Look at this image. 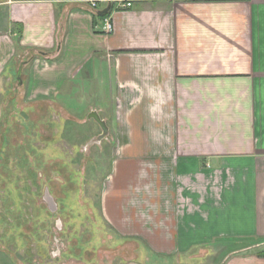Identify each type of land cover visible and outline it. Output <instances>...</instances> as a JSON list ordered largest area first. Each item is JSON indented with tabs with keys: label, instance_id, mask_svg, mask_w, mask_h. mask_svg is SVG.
<instances>
[{
	"label": "crops",
	"instance_id": "0c3cea01",
	"mask_svg": "<svg viewBox=\"0 0 264 264\" xmlns=\"http://www.w3.org/2000/svg\"><path fill=\"white\" fill-rule=\"evenodd\" d=\"M86 1L0 0V87L108 77L121 264H264V0H131L111 34Z\"/></svg>",
	"mask_w": 264,
	"mask_h": 264
},
{
	"label": "rangeland",
	"instance_id": "374dc122",
	"mask_svg": "<svg viewBox=\"0 0 264 264\" xmlns=\"http://www.w3.org/2000/svg\"><path fill=\"white\" fill-rule=\"evenodd\" d=\"M101 82L64 86L52 102L28 100L15 80L0 87V264L128 258L102 213L121 136L110 81ZM92 111L109 126L101 143Z\"/></svg>",
	"mask_w": 264,
	"mask_h": 264
},
{
	"label": "built area",
	"instance_id": "2783aa9c",
	"mask_svg": "<svg viewBox=\"0 0 264 264\" xmlns=\"http://www.w3.org/2000/svg\"><path fill=\"white\" fill-rule=\"evenodd\" d=\"M89 3L92 11H95L99 8L101 4L110 5L113 9H124L128 10L132 8V1L131 0H88L86 1ZM113 32V25L111 19L108 17L104 20V27H103V34H111Z\"/></svg>",
	"mask_w": 264,
	"mask_h": 264
},
{
	"label": "water",
	"instance_id": "95a60500",
	"mask_svg": "<svg viewBox=\"0 0 264 264\" xmlns=\"http://www.w3.org/2000/svg\"><path fill=\"white\" fill-rule=\"evenodd\" d=\"M111 9L112 7L109 5L106 9L100 11L98 15L105 16L111 12ZM21 74H22V68L20 69L18 73V81L20 84L22 83ZM88 118L94 120L100 126L102 130V134L96 140H94L93 143H101L109 135V126L107 122L101 117V115L97 111H92L88 115Z\"/></svg>",
	"mask_w": 264,
	"mask_h": 264
},
{
	"label": "trees",
	"instance_id": "16d2710c",
	"mask_svg": "<svg viewBox=\"0 0 264 264\" xmlns=\"http://www.w3.org/2000/svg\"><path fill=\"white\" fill-rule=\"evenodd\" d=\"M109 15H110V13L109 14H107V15H105V16H99V15H94V19L96 20V22L98 21V20H105L106 18H108L109 17ZM264 255V254H263Z\"/></svg>",
	"mask_w": 264,
	"mask_h": 264
}]
</instances>
